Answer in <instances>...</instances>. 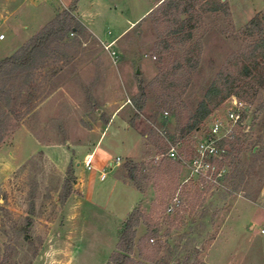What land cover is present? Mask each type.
<instances>
[{
    "label": "rangeland",
    "instance_id": "rangeland-1",
    "mask_svg": "<svg viewBox=\"0 0 264 264\" xmlns=\"http://www.w3.org/2000/svg\"><path fill=\"white\" fill-rule=\"evenodd\" d=\"M154 1L0 0V32L5 35L0 51L68 8L90 28L83 25L85 36L66 50V57L52 59L56 64L49 70L42 73L44 66L34 73L39 80L28 85L29 91L24 88L20 101L30 96L35 105L53 87L52 103L11 120L0 142V264H106L122 222L135 206L143 213L135 244L156 231L142 247L135 245V260L264 264V87L255 85L262 60L252 52L260 34L248 26L257 14L264 31V0H226L228 15L203 13L186 41L167 34L170 23H153V14L139 18ZM125 28L113 44L118 55L113 61L99 39L110 41ZM235 56L249 65L254 58L260 63L242 76L248 94L243 122L235 130L245 129L248 135L228 150L229 159L218 160L223 162L218 183L201 190L184 159L193 155L194 144L213 119L228 123L230 97L199 129L187 131L185 125L216 74ZM162 79L169 83L166 92L178 96L176 109L158 102ZM141 89L145 105L136 111ZM113 113L115 120L94 152L92 165L99 161L107 171L99 180L94 166L83 167V150H92ZM171 145L176 158L164 151ZM116 156L120 165L110 169L108 161ZM127 159L144 167L141 191L115 180L122 177ZM68 166L73 170L71 192L61 201Z\"/></svg>",
    "mask_w": 264,
    "mask_h": 264
},
{
    "label": "trees",
    "instance_id": "trees-1",
    "mask_svg": "<svg viewBox=\"0 0 264 264\" xmlns=\"http://www.w3.org/2000/svg\"><path fill=\"white\" fill-rule=\"evenodd\" d=\"M205 12H222L228 15L226 0H163L147 15H154L152 22L155 24L170 23L169 26H166L167 34L186 41L191 38V30L196 27L197 21L203 19V13ZM182 15H185V17H182ZM248 26H250L251 30H257L260 34L258 40L253 43L252 52L259 53V59L262 60L260 74L257 72V76H255V85L257 88H262L264 87V31L260 30L259 26L261 25L257 14L249 20ZM85 34V27L72 14V8H68L56 12L49 21L29 37L18 49L0 59V142L3 139L4 133L9 128L10 121L19 120L20 117L23 118L25 114H28L40 102L31 105L30 96L24 102H20L22 101L24 88L27 87L26 89L29 91L28 85L32 83L34 73L44 67L47 61L51 59L59 61V57H66V50L79 44L80 37L85 36ZM239 58L235 56L229 59V63L227 62L211 81L204 93V97L197 103L196 108L188 118L185 125L187 131L199 129V124L214 108L228 97L235 95L239 100L246 102L244 98L247 97L248 91L247 89L244 90V88L248 84L247 82H242V79L250 73V69L254 68L257 70L260 67V63L254 58L253 63L249 65L244 63L242 58L240 60ZM195 66L196 62H190V67ZM231 67H235V74L231 72ZM161 81L163 83L164 80L162 79ZM167 85L169 83L167 84L164 81L161 94L158 96L161 98H158V102L162 100L171 109H176V106H178V96L173 97L172 94L166 92L169 87ZM250 87L252 90L253 84ZM145 100L146 95L143 89H141L135 102L136 111H142ZM23 105L25 108L20 110L18 107ZM261 107L263 109L264 104ZM243 118L244 114H242L241 119ZM263 127L264 122L260 124V128L262 129ZM247 135L248 131L243 129L239 133L236 131L231 139H222L219 145L221 147L227 146L228 148L225 149L221 159L223 161L229 159L230 152L228 150H234L236 144L242 145V138L246 139ZM176 136L179 137V133ZM168 148L166 147L164 151H167ZM222 164L223 162H219L220 166ZM123 167L122 179L141 191L143 189L142 182L147 176L143 172L144 167L132 159H127ZM66 175L59 196L61 201H64L71 192V179L73 177L71 166L67 167ZM141 220H143V213L140 208L137 206L133 207L122 222L116 248L110 254L106 264H144L141 260L133 259L131 254L135 245L142 247L145 243L144 240L146 241L148 238L152 239L151 235L155 234L156 231L147 232L135 244L136 228ZM30 224L31 219L27 218V225L30 226ZM139 254H143L142 248L139 250ZM182 264H188V261L185 260Z\"/></svg>",
    "mask_w": 264,
    "mask_h": 264
},
{
    "label": "built area",
    "instance_id": "built-area-1",
    "mask_svg": "<svg viewBox=\"0 0 264 264\" xmlns=\"http://www.w3.org/2000/svg\"><path fill=\"white\" fill-rule=\"evenodd\" d=\"M76 19L81 22V20L76 17ZM94 34V32H92ZM124 32H120L117 37H114L110 41H103L99 39L95 34L96 38L100 40L103 49L109 54L113 61L117 60V53L116 50L113 48V44L118 37L120 38ZM5 35L0 32V40H3ZM230 108L227 112V121H223L218 117L213 119L209 125V128L206 134L198 139L193 147V155L188 159L185 160V164L190 165V172L191 175L194 176L198 181L196 187L201 190H206L211 186L215 185L219 181V177L222 175L221 166L218 163V160L221 159L222 154L225 152V146L221 147L219 142L222 139H231L233 135L236 133L235 127L238 124L243 122L242 114L244 111V104L243 101L237 99L234 96L229 98ZM167 112L164 111V115ZM166 156L168 158H176L177 154L175 151L174 146H169L168 150L166 151ZM93 161V153H87L83 156L82 163L83 167L87 170L93 168L92 165ZM120 163V158L116 157L114 160L109 162L110 169ZM107 177V171L104 169L99 170L98 178L99 180H104ZM188 179L185 181L187 182ZM207 184V185H206ZM177 201V202H176ZM178 199L175 198V204L178 203ZM172 209L171 206L168 207V211ZM264 232V230H262ZM152 240V239H151Z\"/></svg>",
    "mask_w": 264,
    "mask_h": 264
},
{
    "label": "crops",
    "instance_id": "crops-1",
    "mask_svg": "<svg viewBox=\"0 0 264 264\" xmlns=\"http://www.w3.org/2000/svg\"><path fill=\"white\" fill-rule=\"evenodd\" d=\"M161 1H163V0H156V1H154V3L139 17V18H141L143 15H147L148 14V12L152 9V8H154L157 4H159V2H161ZM212 13H216V12H212ZM53 14H55V13H53ZM54 16V15H53ZM182 17H185V15H183ZM138 18V19H139ZM137 19V20H138ZM136 20V21H137ZM48 21V20H47ZM47 21H43L42 23H39L38 25H36L33 29H32V31H30L25 37H23L16 45H14V46H12V47H8V48H4L3 50H1L0 51V59H2V58H4V57H6V56H8V55H10V54H12L16 49H18L29 37H31L36 31H38ZM136 21H134V22H136ZM133 22V23H134ZM201 21H197L196 22V26H198V24L200 23ZM132 23V24H133ZM82 25H84L83 23H81ZM131 24V25H132ZM130 25V26H131ZM85 27H87L88 29H90L89 27H88V25L86 26V25H84ZM129 26V27H130ZM125 30H126V28L122 31V32H125ZM91 31V30H90ZM92 32V31H91ZM5 39V38H4ZM52 61V62H51ZM54 64H56V62H54L53 63V60L51 59V60H49V61H47V63H46V65H45V67L44 68H42L43 70H42V73H44L45 71H46V69L47 70H49L50 68H49V66H51V65H54ZM49 69H48V68ZM41 70V68L40 69H38L37 70V72L38 71H40ZM49 73H50V71H49ZM48 73V74H49ZM50 75H51V78H53V76H54V73H53V71H51V73H50ZM39 79L38 78H35V76H33V79H32V81H34V83L35 82H37ZM50 80H48V82H49ZM55 94H56V91H55V89L52 87V89L51 90H49L46 94H43L44 95V98L33 108L34 110L35 109H38V108H40V107H43L44 105H48V104H50V103H52V99H53V97L55 96ZM116 115V114H115ZM115 120V116H114V113H113V116H112V118L110 119V121H109V123L104 127V129H102V130H100L99 131V134H98V136H97V138L94 140L95 142H93V144H92V150H83V156L85 155V154H87V153H93V161H94V157H95V149H96V147H97V145H98V143H99V141H100V139L103 137V136H105L104 135V133L106 132V128L110 125H112L113 124V121ZM120 126L121 127H123V129H128V128H126L123 124H120ZM131 130H132V128H130ZM97 135V134H96ZM36 141V140H35ZM37 142V141H36ZM38 143V142H37ZM39 144V143H38ZM116 157H118V156H116ZM115 157V158H116ZM126 157H128V156H126ZM130 157V156H129ZM120 158V157H119ZM113 159H109V161H108V164H109V162L110 161H112ZM93 161H92V164H93ZM97 163H98V165H96V166H94V168L93 169H95L96 170V172H99V170H101V168L99 167L100 166V162L99 161H97ZM118 165H120V163L119 164H117V165H115L114 167H116L117 168V166ZM115 180L117 181V182H121V183H124V184H128V183H126V181H124L123 179H122V177L119 175V177H117V176H115ZM129 185V184H128ZM85 186H86V183H85Z\"/></svg>",
    "mask_w": 264,
    "mask_h": 264
}]
</instances>
